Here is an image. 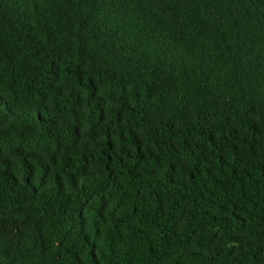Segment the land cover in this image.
<instances>
[{
	"label": "trees",
	"instance_id": "1",
	"mask_svg": "<svg viewBox=\"0 0 264 264\" xmlns=\"http://www.w3.org/2000/svg\"><path fill=\"white\" fill-rule=\"evenodd\" d=\"M0 264H264V0H0Z\"/></svg>",
	"mask_w": 264,
	"mask_h": 264
}]
</instances>
